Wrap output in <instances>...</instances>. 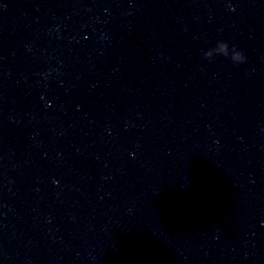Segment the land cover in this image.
I'll return each instance as SVG.
<instances>
[{
    "label": "water",
    "instance_id": "water-1",
    "mask_svg": "<svg viewBox=\"0 0 264 264\" xmlns=\"http://www.w3.org/2000/svg\"><path fill=\"white\" fill-rule=\"evenodd\" d=\"M0 264H264V0H0Z\"/></svg>",
    "mask_w": 264,
    "mask_h": 264
},
{
    "label": "clouds",
    "instance_id": "clouds-1",
    "mask_svg": "<svg viewBox=\"0 0 264 264\" xmlns=\"http://www.w3.org/2000/svg\"><path fill=\"white\" fill-rule=\"evenodd\" d=\"M232 48L234 49V52L232 54V60L237 61L238 63L244 62L247 57L245 56L243 50H237L236 46L233 45ZM228 49H229V44L227 41H220L219 42V51L220 54H223L224 56H228ZM206 57L211 56V52H206L205 53Z\"/></svg>",
    "mask_w": 264,
    "mask_h": 264
}]
</instances>
